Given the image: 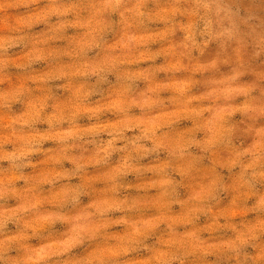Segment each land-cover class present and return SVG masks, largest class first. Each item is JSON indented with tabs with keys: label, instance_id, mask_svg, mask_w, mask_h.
Instances as JSON below:
<instances>
[{
	"label": "clouds",
	"instance_id": "clouds-1",
	"mask_svg": "<svg viewBox=\"0 0 264 264\" xmlns=\"http://www.w3.org/2000/svg\"><path fill=\"white\" fill-rule=\"evenodd\" d=\"M0 264H264V24L0 0Z\"/></svg>",
	"mask_w": 264,
	"mask_h": 264
},
{
	"label": "rangeland",
	"instance_id": "rangeland-1",
	"mask_svg": "<svg viewBox=\"0 0 264 264\" xmlns=\"http://www.w3.org/2000/svg\"><path fill=\"white\" fill-rule=\"evenodd\" d=\"M241 17H254L264 24V0H228Z\"/></svg>",
	"mask_w": 264,
	"mask_h": 264
}]
</instances>
